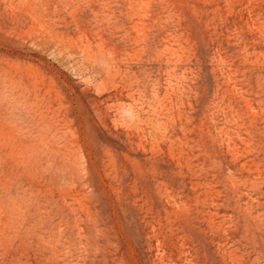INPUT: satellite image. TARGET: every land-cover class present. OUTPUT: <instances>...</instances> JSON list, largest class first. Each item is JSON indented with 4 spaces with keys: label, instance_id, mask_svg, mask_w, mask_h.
<instances>
[{
    "label": "rangeland",
    "instance_id": "374dc122",
    "mask_svg": "<svg viewBox=\"0 0 264 264\" xmlns=\"http://www.w3.org/2000/svg\"><path fill=\"white\" fill-rule=\"evenodd\" d=\"M0 264H264V0H0Z\"/></svg>",
    "mask_w": 264,
    "mask_h": 264
}]
</instances>
